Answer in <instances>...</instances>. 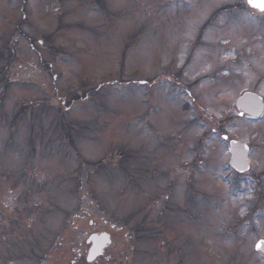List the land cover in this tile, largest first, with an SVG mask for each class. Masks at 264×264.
Wrapping results in <instances>:
<instances>
[{"label": "rangeland", "instance_id": "obj_1", "mask_svg": "<svg viewBox=\"0 0 264 264\" xmlns=\"http://www.w3.org/2000/svg\"><path fill=\"white\" fill-rule=\"evenodd\" d=\"M235 1L0 0V264H264V116L236 108L264 15Z\"/></svg>", "mask_w": 264, "mask_h": 264}, {"label": "water", "instance_id": "obj_2", "mask_svg": "<svg viewBox=\"0 0 264 264\" xmlns=\"http://www.w3.org/2000/svg\"><path fill=\"white\" fill-rule=\"evenodd\" d=\"M237 107L242 114L249 113L253 116H258L262 113L264 108L263 99L255 93L246 92L238 99ZM231 144H232V152L234 155L231 163L242 171L247 170L248 169V165L246 161V154L248 151L247 146L242 145L238 142H232ZM261 241H259L257 245ZM88 242H92V247L89 251V256H88V261L91 262L95 260L99 255H101L103 248L110 243V238L109 235L105 233L101 235L94 234L89 238ZM256 248L258 250L264 251V246L261 247L256 246Z\"/></svg>", "mask_w": 264, "mask_h": 264}, {"label": "snow or ice", "instance_id": "obj_3", "mask_svg": "<svg viewBox=\"0 0 264 264\" xmlns=\"http://www.w3.org/2000/svg\"><path fill=\"white\" fill-rule=\"evenodd\" d=\"M248 3L264 11V0H248ZM261 246H264V241H261L257 245V247H261Z\"/></svg>", "mask_w": 264, "mask_h": 264}, {"label": "flooded vegetation", "instance_id": "obj_4", "mask_svg": "<svg viewBox=\"0 0 264 264\" xmlns=\"http://www.w3.org/2000/svg\"><path fill=\"white\" fill-rule=\"evenodd\" d=\"M254 13H257V14H259V12L255 9V10H253V9H251Z\"/></svg>", "mask_w": 264, "mask_h": 264}]
</instances>
